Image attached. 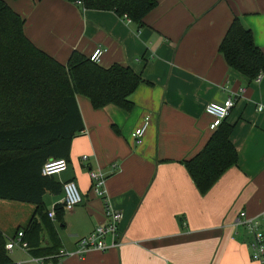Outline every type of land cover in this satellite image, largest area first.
I'll return each mask as SVG.
<instances>
[{
    "label": "crops",
    "instance_id": "0c3cea01",
    "mask_svg": "<svg viewBox=\"0 0 264 264\" xmlns=\"http://www.w3.org/2000/svg\"><path fill=\"white\" fill-rule=\"evenodd\" d=\"M5 2L23 18L30 42L59 63L72 51L88 57L100 46L105 52L99 66H129L145 81L131 95L129 111L93 109L86 97L76 96L84 130L71 142L67 170L54 180L74 181L83 201L64 212L63 225L53 222L59 252L68 254L62 264H259L251 259V236L240 214L264 215V78L250 81L229 68L219 45L237 17L264 54V0H156L141 27L65 0ZM228 98H235L225 123L232 126L237 163L200 195L182 161L213 133L206 105ZM146 119L138 143L132 134ZM90 172L104 175V197L121 213L122 245L77 255L78 240L105 222ZM62 197V189L60 195L47 193L44 203L52 208ZM10 202L0 200L7 243L35 211L27 208L21 225L7 217L14 209ZM259 231L264 236V220ZM15 250L16 264L39 258L18 247L10 257Z\"/></svg>",
    "mask_w": 264,
    "mask_h": 264
},
{
    "label": "trees",
    "instance_id": "16d2710c",
    "mask_svg": "<svg viewBox=\"0 0 264 264\" xmlns=\"http://www.w3.org/2000/svg\"><path fill=\"white\" fill-rule=\"evenodd\" d=\"M81 2L84 10L126 15L139 27L155 8L156 0H65ZM24 20L0 0V200L35 206L21 241L31 256L57 261L59 239L53 222L63 225L64 210L56 204L54 220L44 203L47 193L60 195L54 177L41 174L44 164L62 158L84 125L76 96L86 97L93 109L108 105L129 111L131 95L145 82L129 66L103 68L83 54L72 51L65 64L35 47L25 36ZM227 66L250 81L264 78V54L253 34L234 17L219 45ZM232 126L213 131L205 146L182 161L200 195H205L223 173L237 163L230 141ZM0 230V264H16L5 249Z\"/></svg>",
    "mask_w": 264,
    "mask_h": 264
},
{
    "label": "built area",
    "instance_id": "2783aa9c",
    "mask_svg": "<svg viewBox=\"0 0 264 264\" xmlns=\"http://www.w3.org/2000/svg\"><path fill=\"white\" fill-rule=\"evenodd\" d=\"M78 5H81V2H77ZM128 23L131 20L123 15ZM105 50L102 47H97L95 50L88 56L89 61L98 64ZM261 76L257 78L259 80ZM235 105V98H228L222 104L218 103H208L205 107V114L210 118L209 129L215 131L220 124L227 119L231 110ZM148 121L147 119L143 123L142 127L135 130L132 134V137L140 143V138L147 128ZM83 159H86L84 156ZM68 168V164L65 159H51L47 161L42 170L41 174L46 177H54L62 174ZM91 178V190L99 197L103 199L105 206V222L103 225L96 227L88 236L81 238L77 242V248L74 252L77 255H82L88 251L95 250L100 252H105L111 249L119 248L122 245V236L119 232V222L121 220V213L110 208L107 199L104 197V181L105 177L102 173L90 172ZM63 197L59 204L62 205L64 212H71L77 206H79L83 197L80 193L77 184L74 181H67L61 184ZM50 219L54 220L55 211L53 207L48 212ZM241 224L245 227L248 234L251 236L250 241V250H251V259L259 264H264V236L259 231L260 222L264 220V215L259 217L249 218L245 213L240 214ZM22 232L17 234V238L14 241L6 243L5 249L11 253L14 247H18L23 251H27L28 247L25 242L21 241ZM68 254L60 251L57 255V261L53 262L48 258H34L33 261L35 264H62V260Z\"/></svg>",
    "mask_w": 264,
    "mask_h": 264
},
{
    "label": "rangeland",
    "instance_id": "374dc122",
    "mask_svg": "<svg viewBox=\"0 0 264 264\" xmlns=\"http://www.w3.org/2000/svg\"><path fill=\"white\" fill-rule=\"evenodd\" d=\"M11 206L14 208L12 214L8 213L7 217L13 216L14 220L17 221L19 224L23 223L21 222L27 213V208H33L31 205L23 204V203H17V202H10ZM47 210H51V208L47 207ZM14 221V222H15ZM17 224V225H19ZM22 225V224H21ZM19 258L18 252L15 250L13 254L11 255V259L17 260Z\"/></svg>",
    "mask_w": 264,
    "mask_h": 264
}]
</instances>
